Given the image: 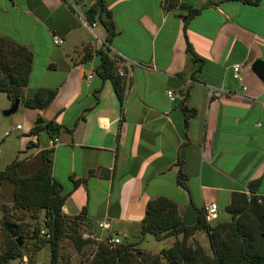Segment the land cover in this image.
Wrapping results in <instances>:
<instances>
[{"label":"crops","instance_id":"crops-1","mask_svg":"<svg viewBox=\"0 0 264 264\" xmlns=\"http://www.w3.org/2000/svg\"><path fill=\"white\" fill-rule=\"evenodd\" d=\"M73 1L86 17L95 2ZM103 2L114 24L109 42L103 26L97 41L67 0H0V38L33 53L24 95L58 88L45 108L24 107V131L37 115L62 129L52 139L44 131L43 146L40 132L24 136L21 152L29 160L52 148V175L68 192L66 215L83 211L96 235L158 253L175 237L140 233L150 198L172 200L191 226L210 202L218 206L214 221L226 220L232 194H248L252 181L256 194H264V79L251 69L264 60V0H177L172 7L167 0ZM191 8L200 11L189 16ZM53 35L63 42L54 43ZM187 43L197 59L186 53ZM101 51L116 70L130 62L122 103L97 72ZM210 86L219 94L210 97ZM28 141L35 146L27 149ZM71 177L81 181L73 187ZM104 220L109 229L97 227ZM149 238L159 243L153 250L144 247Z\"/></svg>","mask_w":264,"mask_h":264},{"label":"trees","instance_id":"trees-1","mask_svg":"<svg viewBox=\"0 0 264 264\" xmlns=\"http://www.w3.org/2000/svg\"><path fill=\"white\" fill-rule=\"evenodd\" d=\"M242 1L252 4L258 2ZM176 3L177 0H167L166 6L172 7ZM199 11V8H191L189 16ZM85 13L89 21L97 19L104 27L105 41L109 42L115 31L111 11L106 8L103 0H95ZM186 53L191 59L198 58L189 43ZM100 56L97 72L103 79L111 81L113 90L122 103L123 80L116 72V61L102 51ZM32 62L31 50L9 38H0V91L5 92L11 102L19 99L24 107L41 110L54 99L58 88L39 87L24 95ZM61 129L62 126L55 121L37 115L28 134L37 136L40 131H45L52 139ZM35 144L28 141L26 148L29 149ZM51 151L52 148L41 151L42 162L31 174H18L17 165L20 161L17 159L0 170V185L3 181L13 184L10 201L12 211L22 213L15 218L12 215H0V264H9L12 260L23 257L26 250L22 243L23 237L30 243L31 253L38 252L48 244L49 260L43 264H64L60 242L67 229L71 230L68 237L76 250L80 251L90 241L81 237L80 228L91 226V222L83 216V211L77 215H66L62 211L68 192L64 191L63 185L52 175ZM182 179L183 175L180 173L178 182H182ZM71 181L75 187L81 180L71 177ZM253 185L257 186L258 181L248 184V194H232L231 201L224 208L230 219L214 225L206 222L204 209H199L195 224L186 226L181 220L176 203L164 196L150 198L146 203L140 233L152 234L157 240L174 236L172 245L153 255L132 245L119 243L118 246L110 247L99 242L93 261L95 264H160L162 260L167 264H264V196L256 194V187ZM259 196L262 197L261 201H258ZM5 206L0 201V211ZM40 214L42 218L39 221ZM22 216L38 219L32 225L28 223V228H24L20 223ZM42 228L50 233L51 238L48 239L40 233ZM199 230L207 233L212 255L207 254L202 246L188 242V238Z\"/></svg>","mask_w":264,"mask_h":264},{"label":"rangeland","instance_id":"rangeland-1","mask_svg":"<svg viewBox=\"0 0 264 264\" xmlns=\"http://www.w3.org/2000/svg\"><path fill=\"white\" fill-rule=\"evenodd\" d=\"M102 28L103 27L100 25V23L97 26H95V30L100 37L101 35H103ZM11 104L12 102L7 97L6 93L0 91V170L4 169L14 159H17L20 161L19 164L17 165V172L20 175H25L30 172H35L38 169V167L42 162V155L40 152H38L37 156L29 160L24 159V155L21 152V148H22V142L24 136H29V134L25 133L24 131L26 129L29 118L26 117L25 114H23L24 106L21 102H19V106L14 113L5 115L3 111L9 108ZM17 123L23 126V129H17L16 128ZM5 131H9L10 133L8 135H5ZM39 139L41 140L40 141L41 146H43L47 140V135L44 131H40ZM12 189H13V184L8 181H3V183L0 185L1 195L3 196V198L1 197L2 199L0 198V201L4 203V206L6 205L5 207H2L0 211V215H2V217H8L9 215H12V218H15L17 217V215L22 214L20 211L17 210H16L17 212L12 211L11 202H10L12 197ZM225 215L227 216L228 214ZM41 218L42 215L40 214L39 219L38 218L37 219L40 221ZM37 219L33 217L32 218L23 217L20 218V223L24 228H28V223L32 225L36 222ZM229 219L230 216H228V218H226V220L224 221H228ZM217 222H222V221L217 220L214 224H216ZM213 223L212 225H214ZM89 228L81 227L80 230L82 232H87L89 230H92V226ZM70 233L71 230L67 229L65 236H63L60 242L61 254L63 256L62 259L63 263L64 264H95V262L93 261V256L97 250L98 243L90 239V241H88L85 244V246L80 251H78L76 250L72 240L68 237ZM196 233H197L196 236L192 235L191 237L188 238V242L194 245L198 244L202 246L207 254L212 255V249L210 246L207 233L204 230L197 231ZM22 243L24 244L26 249L23 254V257H26L27 264H32V263L43 264L48 262L49 260L48 244H45L38 252L31 253L30 243L28 242L26 237H23ZM156 244L158 245L159 243H156L153 240V238H149L148 240L145 241L144 247L153 250L154 248L157 247L155 246ZM161 244H163L164 246H168L167 243H161ZM133 250L137 251V249H133ZM153 255H157V253H153ZM23 257L21 259L12 260L9 264H22ZM129 264L131 263L129 262ZM160 264H167V263L162 260Z\"/></svg>","mask_w":264,"mask_h":264},{"label":"built area","instance_id":"built-area-1","mask_svg":"<svg viewBox=\"0 0 264 264\" xmlns=\"http://www.w3.org/2000/svg\"><path fill=\"white\" fill-rule=\"evenodd\" d=\"M69 5L78 13V17L81 20V22L86 25V27L89 29V31L92 33V35L94 36V38L97 41H102L100 36L96 33L95 30V26H96V21H89L87 19V17L82 14L79 11V7L78 5L73 1V0H67ZM53 42L56 44H61L63 42L62 38L57 36V35H53L52 36ZM124 60L125 58L122 57ZM130 62L128 60L124 61V65L121 69H117V74L121 77V78H128L129 75V71H130ZM239 64H235L233 66V72H234V78L237 81H240L242 78L240 77L238 70H239ZM243 89H245V87L243 86ZM220 92L219 88H214V87H209L208 88V95L214 96V95H218ZM167 96L170 98V100H174V96L171 90H168L166 92ZM21 127V125H16V128L19 129ZM10 132L9 131H5V135H8ZM55 141H57V138L54 139ZM264 196V194H263ZM262 197L259 196L258 201H261ZM204 215H205V220L206 222H208L209 224H211L214 220L217 219L218 217V206L216 202H210L207 205L204 206ZM111 226V223L107 220L104 221H99L97 223V227L100 229H109ZM40 233L43 234L46 238H51L50 233L45 229L42 228L40 230ZM81 237L83 239H91L93 241H96L97 243L99 242H103L105 244H107L110 247H113L117 244L120 243V238L116 237V236H107V237H101L95 234V232L93 231H87V232H82L81 233ZM22 264H27V259L26 257H23V261Z\"/></svg>","mask_w":264,"mask_h":264},{"label":"water","instance_id":"water-1","mask_svg":"<svg viewBox=\"0 0 264 264\" xmlns=\"http://www.w3.org/2000/svg\"><path fill=\"white\" fill-rule=\"evenodd\" d=\"M251 69L260 79H264V60L261 59L255 60L251 65ZM19 102H20L19 99H15L12 102L11 106L6 110H4L3 113L5 115L14 113L19 106Z\"/></svg>","mask_w":264,"mask_h":264}]
</instances>
